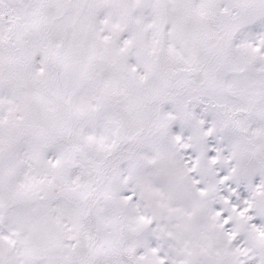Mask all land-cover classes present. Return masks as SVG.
I'll return each mask as SVG.
<instances>
[{
	"label": "snow or ice",
	"instance_id": "snow-or-ice-1",
	"mask_svg": "<svg viewBox=\"0 0 264 264\" xmlns=\"http://www.w3.org/2000/svg\"><path fill=\"white\" fill-rule=\"evenodd\" d=\"M0 264H264V0H0Z\"/></svg>",
	"mask_w": 264,
	"mask_h": 264
}]
</instances>
